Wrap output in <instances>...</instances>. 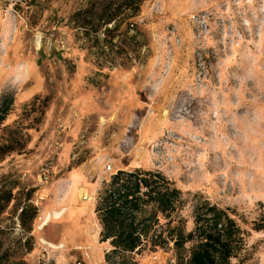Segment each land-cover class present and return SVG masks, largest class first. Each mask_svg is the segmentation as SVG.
<instances>
[{
	"label": "rangeland",
	"instance_id": "374dc122",
	"mask_svg": "<svg viewBox=\"0 0 264 264\" xmlns=\"http://www.w3.org/2000/svg\"><path fill=\"white\" fill-rule=\"evenodd\" d=\"M88 3L0 0V103L14 98L0 123L12 146L0 160V264H109L92 205L136 167L180 189L172 226L192 231L216 204L243 230L232 264H264V0H144L121 25V53L76 24ZM178 252L132 256L176 264Z\"/></svg>",
	"mask_w": 264,
	"mask_h": 264
},
{
	"label": "trees",
	"instance_id": "16d2710c",
	"mask_svg": "<svg viewBox=\"0 0 264 264\" xmlns=\"http://www.w3.org/2000/svg\"><path fill=\"white\" fill-rule=\"evenodd\" d=\"M144 0H89L75 13V22L91 40H99L102 31L109 47L120 49L128 29H121L129 18L138 15ZM129 24V23H128ZM134 26L133 23L130 24ZM129 27V26H128ZM130 29V28H129ZM119 36L118 41L115 37ZM14 98L4 95L0 103V123L10 113ZM12 149L0 145V160ZM181 191L161 173L136 167L113 173L100 193L95 214L101 224L100 242L110 243L105 254L109 264H136L133 253L144 249L157 251L173 243L177 250L176 264H232L244 241L243 230L227 210L206 203L202 212L195 213V229L185 232L172 226V213L181 204ZM37 212L36 208H31ZM27 207L22 209L25 218ZM159 214L167 219V228L160 224ZM196 240L189 253L181 250Z\"/></svg>",
	"mask_w": 264,
	"mask_h": 264
},
{
	"label": "bare ground",
	"instance_id": "6f19581e",
	"mask_svg": "<svg viewBox=\"0 0 264 264\" xmlns=\"http://www.w3.org/2000/svg\"><path fill=\"white\" fill-rule=\"evenodd\" d=\"M62 215H63V211L56 212L54 215H53V214H48V215L46 216V219H45V221L43 222V224H42L41 227H43L44 225H46V224L50 221L51 218H60ZM42 241L45 242V243H47V244H49V245L52 246V247H57L56 245H54V244H52V243H49V242H47V241L44 240V239H42ZM62 246H63V245H60V247H62Z\"/></svg>",
	"mask_w": 264,
	"mask_h": 264
},
{
	"label": "clouds",
	"instance_id": "9594fccd",
	"mask_svg": "<svg viewBox=\"0 0 264 264\" xmlns=\"http://www.w3.org/2000/svg\"><path fill=\"white\" fill-rule=\"evenodd\" d=\"M14 83L17 84V86H20L22 83L26 82V79L23 78V76L21 75H15L14 77H12ZM4 81L2 79H0V88L3 87Z\"/></svg>",
	"mask_w": 264,
	"mask_h": 264
},
{
	"label": "crops",
	"instance_id": "0c3cea01",
	"mask_svg": "<svg viewBox=\"0 0 264 264\" xmlns=\"http://www.w3.org/2000/svg\"><path fill=\"white\" fill-rule=\"evenodd\" d=\"M82 167H83V169H84V168L86 167V165H83ZM120 169L128 170V169H126V168H119L118 170H120ZM80 170H82V169H80ZM80 170H79V171H80ZM83 185H84V186H87V187H89V188H91V187H90L91 185H89L88 183H87V185H86V184H83ZM79 209H81V206L79 207ZM94 210H95V208H94L93 205H92V214H93V215H96ZM73 214H74V218H75V219H76V218H81V213H80V211H78V212H74ZM108 244L110 245L109 241H108Z\"/></svg>",
	"mask_w": 264,
	"mask_h": 264
},
{
	"label": "built area",
	"instance_id": "2783aa9c",
	"mask_svg": "<svg viewBox=\"0 0 264 264\" xmlns=\"http://www.w3.org/2000/svg\"><path fill=\"white\" fill-rule=\"evenodd\" d=\"M106 170H107V171H112V165H111L110 163L107 164V166H106ZM75 264H85V263H83V261L79 260V261H77Z\"/></svg>",
	"mask_w": 264,
	"mask_h": 264
}]
</instances>
